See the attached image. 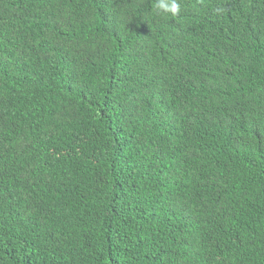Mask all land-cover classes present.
<instances>
[{"label":"trees","instance_id":"16d2710c","mask_svg":"<svg viewBox=\"0 0 264 264\" xmlns=\"http://www.w3.org/2000/svg\"><path fill=\"white\" fill-rule=\"evenodd\" d=\"M0 0V264H264V0Z\"/></svg>","mask_w":264,"mask_h":264},{"label":"clouds","instance_id":"9594fccd","mask_svg":"<svg viewBox=\"0 0 264 264\" xmlns=\"http://www.w3.org/2000/svg\"><path fill=\"white\" fill-rule=\"evenodd\" d=\"M153 11L160 16H177L181 11L179 0H154Z\"/></svg>","mask_w":264,"mask_h":264}]
</instances>
